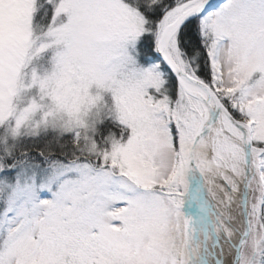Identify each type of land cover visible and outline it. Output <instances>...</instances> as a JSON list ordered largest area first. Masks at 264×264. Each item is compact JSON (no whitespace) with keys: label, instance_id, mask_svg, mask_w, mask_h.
Here are the masks:
<instances>
[{"label":"snow or ice","instance_id":"snow-or-ice-1","mask_svg":"<svg viewBox=\"0 0 264 264\" xmlns=\"http://www.w3.org/2000/svg\"><path fill=\"white\" fill-rule=\"evenodd\" d=\"M0 264H264V0H0Z\"/></svg>","mask_w":264,"mask_h":264}]
</instances>
